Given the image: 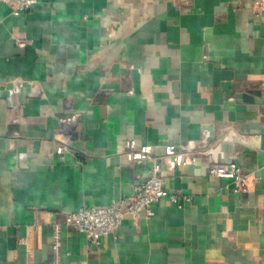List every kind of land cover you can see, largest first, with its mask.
<instances>
[{
    "label": "crops",
    "instance_id": "crops-1",
    "mask_svg": "<svg viewBox=\"0 0 264 264\" xmlns=\"http://www.w3.org/2000/svg\"><path fill=\"white\" fill-rule=\"evenodd\" d=\"M237 138L247 194L206 154L165 170L183 209L164 199L98 246L65 224L149 178L126 141L163 155ZM54 225L59 264H264V0L0 2V264H54Z\"/></svg>",
    "mask_w": 264,
    "mask_h": 264
},
{
    "label": "built area",
    "instance_id": "built-area-1",
    "mask_svg": "<svg viewBox=\"0 0 264 264\" xmlns=\"http://www.w3.org/2000/svg\"><path fill=\"white\" fill-rule=\"evenodd\" d=\"M11 7L14 15L28 11L38 4L39 0H0ZM20 48L29 45L27 41H17ZM130 93H133L131 91ZM73 119H65L60 122L61 126L70 125ZM209 149L206 143L190 144L186 146L166 145L164 154L159 155L151 145H138L135 140H128L124 143V153L128 161L132 164L143 165L147 163L149 167V178L133 187L129 196H124L113 201L109 206L102 208L83 207L75 213L66 215L65 224L75 232L85 236L88 243L98 246L101 238L116 234L122 223L126 219L138 221L142 215L151 218L153 216L152 207L160 201L167 199L175 204L179 209L190 204L191 197H178L169 194L165 188V170L175 171L178 168L195 165L199 156L206 155ZM72 151L64 142L57 148L58 155L71 154ZM210 176L230 181L237 194H247L249 192V178L236 164L224 165L212 163L208 169ZM53 249L57 259L54 264H59V254L61 245V226L54 225L52 235Z\"/></svg>",
    "mask_w": 264,
    "mask_h": 264
},
{
    "label": "water",
    "instance_id": "water-1",
    "mask_svg": "<svg viewBox=\"0 0 264 264\" xmlns=\"http://www.w3.org/2000/svg\"><path fill=\"white\" fill-rule=\"evenodd\" d=\"M210 138V137H209ZM239 142V139H235L229 145L230 149L223 150V145H219L216 149L207 152L212 163L232 165L236 164L237 154L235 152V145Z\"/></svg>",
    "mask_w": 264,
    "mask_h": 264
}]
</instances>
